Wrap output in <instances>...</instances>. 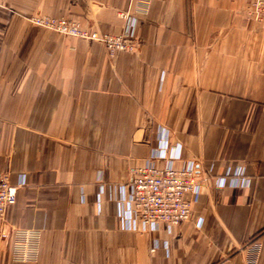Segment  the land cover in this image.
<instances>
[{
    "label": "crops",
    "instance_id": "crops-1",
    "mask_svg": "<svg viewBox=\"0 0 264 264\" xmlns=\"http://www.w3.org/2000/svg\"><path fill=\"white\" fill-rule=\"evenodd\" d=\"M252 2L0 0V174L24 181L0 230L39 239L32 261L0 242V264H264V24L248 18ZM125 10L136 49L114 57L28 22L118 34ZM159 129L205 180L185 222L127 230L120 188ZM236 167L249 182L217 187Z\"/></svg>",
    "mask_w": 264,
    "mask_h": 264
},
{
    "label": "built area",
    "instance_id": "built-area-1",
    "mask_svg": "<svg viewBox=\"0 0 264 264\" xmlns=\"http://www.w3.org/2000/svg\"><path fill=\"white\" fill-rule=\"evenodd\" d=\"M139 1L136 0V5ZM246 12L249 19L264 24V0H253ZM118 16L124 22L118 34L98 33L65 18L33 16L28 18V22L59 35L98 42L109 57H114L136 49L138 20L134 10L120 11ZM213 178L217 187H235L249 182L241 167L227 169ZM204 180L199 176L194 161H182L181 144L171 143L168 135L159 129L155 146L150 149L143 164L131 171L128 186L120 188L117 209L124 227L152 233L160 225L168 229L180 225L188 219L191 204L197 201ZM23 185L22 177L13 185L7 175L0 174V227L6 208L15 203L17 191ZM38 241V234L34 231L0 230L1 244L11 247L16 261L34 260ZM156 247L153 243L150 252H154Z\"/></svg>",
    "mask_w": 264,
    "mask_h": 264
},
{
    "label": "rangeland",
    "instance_id": "rangeland-1",
    "mask_svg": "<svg viewBox=\"0 0 264 264\" xmlns=\"http://www.w3.org/2000/svg\"><path fill=\"white\" fill-rule=\"evenodd\" d=\"M39 16V15H38ZM33 17V16H32ZM42 17H46V16H42ZM30 18V17H29ZM31 25H34V24H32V23H30ZM34 26H36V25H34ZM36 27H39V26H36ZM39 28H41V27H39ZM84 28V27H83ZM42 29H44V28H42ZM85 29H87V28H85ZM47 30V29H46ZM53 32V31H52ZM55 33V32H54ZM63 36V35H62ZM144 162V161H143Z\"/></svg>",
    "mask_w": 264,
    "mask_h": 264
}]
</instances>
